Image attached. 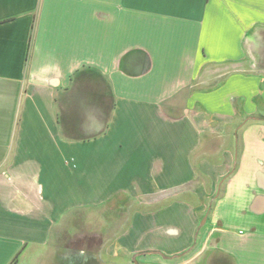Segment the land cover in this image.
<instances>
[{
	"label": "crops",
	"instance_id": "0c3cea01",
	"mask_svg": "<svg viewBox=\"0 0 264 264\" xmlns=\"http://www.w3.org/2000/svg\"><path fill=\"white\" fill-rule=\"evenodd\" d=\"M0 264H264V0H0Z\"/></svg>",
	"mask_w": 264,
	"mask_h": 264
},
{
	"label": "rangeland",
	"instance_id": "374dc122",
	"mask_svg": "<svg viewBox=\"0 0 264 264\" xmlns=\"http://www.w3.org/2000/svg\"><path fill=\"white\" fill-rule=\"evenodd\" d=\"M103 103H105V104H106V101H104ZM105 104H104V105H105ZM102 113L105 115V112H104V110H103V112H102ZM86 243H87V242H86ZM89 243H90V245H92V246L96 245V244H95L96 242H95V241H92V240H91Z\"/></svg>",
	"mask_w": 264,
	"mask_h": 264
}]
</instances>
